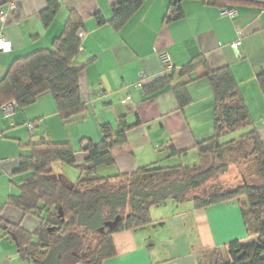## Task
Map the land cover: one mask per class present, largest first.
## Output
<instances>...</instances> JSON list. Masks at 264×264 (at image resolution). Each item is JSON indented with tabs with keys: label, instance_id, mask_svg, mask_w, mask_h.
<instances>
[{
	"label": "crops",
	"instance_id": "crops-1",
	"mask_svg": "<svg viewBox=\"0 0 264 264\" xmlns=\"http://www.w3.org/2000/svg\"><path fill=\"white\" fill-rule=\"evenodd\" d=\"M62 8L56 19L45 26L40 14L46 0H15L3 7L0 39L10 43L9 52L0 51V81L12 63L38 50L50 49L61 36L71 11L85 21L82 48L76 59L88 62L80 76L81 94L87 111L64 121L52 95L46 93L36 104L8 117L0 109V216L30 233L40 221L25 216L10 205L19 196L20 186L30 174H21V159L32 155L30 145L48 140L69 143L76 151V164L54 165L55 174L77 179L85 165L90 144L104 139V126L117 133L121 122L131 127L127 145L114 151L115 165L97 169L101 177L132 174L144 168L157 171L202 166L196 144L214 133L215 100L204 69L181 77L180 72L194 59L203 57L211 70L229 67L264 144V95L258 76L264 72V9L256 5H236L235 19L221 16V9L203 0H184L183 17L169 20L172 0H147L123 27L116 31L97 23V15L109 21L112 7L120 0H59ZM169 18V19H168ZM240 43L239 54L233 45ZM171 54L174 69L163 73L160 53ZM146 75L141 87L140 75ZM172 75L160 92L148 86ZM190 80L192 103L181 111L174 88ZM129 101L123 103L127 98ZM34 123L33 133L27 128ZM248 127L225 137V142L245 138ZM86 147V148H85ZM77 180H72L75 182ZM245 201L247 199L243 198ZM152 224L113 238L116 256L104 264H200V254L225 250L239 241L252 252L259 243L250 237L239 200L202 206L190 199L169 201L152 209ZM257 240L253 248L248 242ZM0 264H25L15 241L0 230Z\"/></svg>",
	"mask_w": 264,
	"mask_h": 264
},
{
	"label": "trees",
	"instance_id": "trees-1",
	"mask_svg": "<svg viewBox=\"0 0 264 264\" xmlns=\"http://www.w3.org/2000/svg\"><path fill=\"white\" fill-rule=\"evenodd\" d=\"M12 1L15 0L9 3ZM146 1L120 0L112 7V18L107 21L97 15V23L120 31ZM172 1V14L168 19L179 20L183 12L178 7L184 0ZM203 1L221 10L243 4L264 9V0ZM46 2L47 8L40 17L44 25L49 26L62 5L59 0ZM84 28V19L77 11H71L61 36L50 49L15 60L0 81V109L15 101L18 109L24 110L49 93L64 121L84 114L87 107L82 99L80 76L88 62L76 61ZM199 68L204 69V78L209 81L215 100L214 133L196 144L199 155L205 159L202 166L167 171L144 168L132 174L101 177L97 169L114 166V151L127 145V132L131 127L124 120L117 133L112 134L106 125L103 141L99 145H88V158L86 164L78 168L80 176L76 182L54 171L56 164H76V151L71 144L42 140L30 145L32 155L21 159L20 173L31 176L22 182L20 195L11 196L9 203L25 216L39 220L40 226L30 233L21 224L8 223L0 216V230L15 241L25 264H104L116 256L113 241L116 234L149 226L152 209L169 201L185 202L195 190L204 193L205 201L199 203L202 206L247 199L248 202L242 204V215L248 234L257 237L259 243L251 253L239 241L230 243L225 249L230 260L227 264H264V144L232 70L229 67L211 70L206 59L199 57L183 69L180 76ZM172 80V75H166L148 89L160 92ZM191 82L174 88L181 111L192 103ZM258 83L264 95V72L259 74ZM245 127L250 129L245 138L222 144L225 137ZM208 158L212 163L205 168ZM241 159L257 171V184L247 185L244 191L217 188L219 175L225 174L231 164H240ZM178 173L184 176L179 177ZM246 208L252 212L251 217ZM117 218L121 220L114 229L105 226ZM207 254L202 252L200 258Z\"/></svg>",
	"mask_w": 264,
	"mask_h": 264
},
{
	"label": "rangeland",
	"instance_id": "rangeland-1",
	"mask_svg": "<svg viewBox=\"0 0 264 264\" xmlns=\"http://www.w3.org/2000/svg\"><path fill=\"white\" fill-rule=\"evenodd\" d=\"M225 142V138L222 140V144ZM227 160L226 162H228ZM240 164H231L229 166L228 171L225 174L219 175L217 178V188H223L224 191H229L230 189H241V191H244L245 187L251 186V185H256L257 184V171L253 169L252 165L249 162H245V160L241 159ZM212 163V159L208 158L204 167L206 168L207 166H210ZM177 176L183 177L181 173H178ZM70 181H74L77 179H71L69 178ZM76 182V181H75ZM240 191V193H241ZM203 191L201 190H195L191 192L190 194V199L196 200L198 203H201L205 201L203 199ZM248 201H245L243 198H240V203L245 204ZM247 209V208H246ZM251 211L247 209V214L249 217H251ZM254 223V220H252L251 224ZM255 237V236H253ZM257 243V240H251L248 242V248H253ZM249 253H251L249 251ZM201 264H227L230 260L227 257V253L225 250H214L212 252H209L207 255L202 256L201 258Z\"/></svg>",
	"mask_w": 264,
	"mask_h": 264
},
{
	"label": "built area",
	"instance_id": "built-area-1",
	"mask_svg": "<svg viewBox=\"0 0 264 264\" xmlns=\"http://www.w3.org/2000/svg\"><path fill=\"white\" fill-rule=\"evenodd\" d=\"M4 16H5V11L3 8H0V22L3 21ZM221 16L233 20L237 17V11L234 8L222 9L221 10ZM239 47H240L239 42L233 45V48L238 52V54H239ZM10 50H11L10 43L5 42L1 38L0 39V51L9 52ZM160 61H161L163 73L167 74L174 69V64H173L170 52L163 51L162 53H160ZM145 78H146V75L141 74L140 75L141 82L138 83L136 87H141L142 82L145 80ZM129 100H130V98L128 97L123 103H126ZM1 109L6 116L11 117L17 112L18 105L15 101H12L11 103L3 106ZM27 128L30 131V133H33L36 129V126L34 123H29L27 125Z\"/></svg>",
	"mask_w": 264,
	"mask_h": 264
},
{
	"label": "water",
	"instance_id": "water-1",
	"mask_svg": "<svg viewBox=\"0 0 264 264\" xmlns=\"http://www.w3.org/2000/svg\"><path fill=\"white\" fill-rule=\"evenodd\" d=\"M8 3L9 0H0V8L5 7ZM120 220H121L120 218H117L114 222L107 223L105 226L112 230L118 225Z\"/></svg>",
	"mask_w": 264,
	"mask_h": 264
}]
</instances>
